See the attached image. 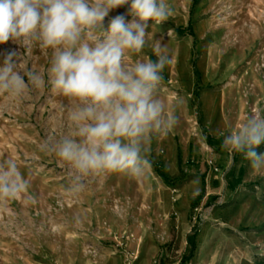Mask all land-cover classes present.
<instances>
[{
  "label": "rangeland",
  "instance_id": "1",
  "mask_svg": "<svg viewBox=\"0 0 264 264\" xmlns=\"http://www.w3.org/2000/svg\"><path fill=\"white\" fill-rule=\"evenodd\" d=\"M167 2L172 15L149 21L148 43L129 56L155 60L160 41L173 58L158 95L177 123L150 139L139 178L94 176L70 191L68 166L41 150L71 129L72 103L48 83L52 50L0 44V63L15 49L18 70L45 81L18 98L0 94V163L13 159L29 181L20 197L0 199V264H264V170L218 135L264 115V0ZM129 7L112 9L105 27ZM190 24L194 37L178 34Z\"/></svg>",
  "mask_w": 264,
  "mask_h": 264
},
{
  "label": "clouds",
  "instance_id": "2",
  "mask_svg": "<svg viewBox=\"0 0 264 264\" xmlns=\"http://www.w3.org/2000/svg\"><path fill=\"white\" fill-rule=\"evenodd\" d=\"M125 4L128 12L105 27L110 11ZM171 15L167 0H0V44L11 40L22 48L51 49L48 83L72 103L70 131L41 145L68 166L70 191H82L94 176L142 177L151 166L146 145L177 123L158 95L164 70L173 62L167 49L155 41V60L129 63L130 54L148 43L149 21ZM18 64L15 49L0 63V94L18 98L44 84L39 72H21ZM218 135L229 154L242 153L254 171L264 170V153L257 151L264 143V115H250ZM28 188L13 159L0 163V199H16Z\"/></svg>",
  "mask_w": 264,
  "mask_h": 264
},
{
  "label": "trees",
  "instance_id": "3",
  "mask_svg": "<svg viewBox=\"0 0 264 264\" xmlns=\"http://www.w3.org/2000/svg\"><path fill=\"white\" fill-rule=\"evenodd\" d=\"M198 4V0H194V3H193V7H195L196 5ZM178 34L179 35H184L186 32L189 33V35L191 37H194V34H193V31H192V27H191V24L188 26L187 29H184V28H180L178 29ZM208 140H209V143L212 144V138L208 137ZM161 176L166 180L168 181V177H166L164 174L161 173ZM194 204V203H193Z\"/></svg>",
  "mask_w": 264,
  "mask_h": 264
},
{
  "label": "built area",
  "instance_id": "4",
  "mask_svg": "<svg viewBox=\"0 0 264 264\" xmlns=\"http://www.w3.org/2000/svg\"><path fill=\"white\" fill-rule=\"evenodd\" d=\"M155 264H160V263H157V262H156Z\"/></svg>",
  "mask_w": 264,
  "mask_h": 264
}]
</instances>
